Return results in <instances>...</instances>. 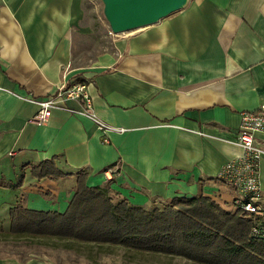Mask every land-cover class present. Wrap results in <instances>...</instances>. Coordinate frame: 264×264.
I'll list each match as a JSON object with an SVG mask.
<instances>
[{
  "label": "crops",
  "instance_id": "obj_1",
  "mask_svg": "<svg viewBox=\"0 0 264 264\" xmlns=\"http://www.w3.org/2000/svg\"><path fill=\"white\" fill-rule=\"evenodd\" d=\"M87 11L85 0H0V183L9 185L0 220L11 223L17 203L64 211L82 171L137 206L202 194L235 209L237 193L218 175L244 153L242 113L264 103V0H188L112 35V49L83 65L75 51ZM75 78L118 129L102 131L81 100L60 97L45 123L31 121L39 99ZM256 137L264 147V131ZM47 160L69 175L36 176L33 165ZM258 174L264 206V153Z\"/></svg>",
  "mask_w": 264,
  "mask_h": 264
},
{
  "label": "trees",
  "instance_id": "obj_2",
  "mask_svg": "<svg viewBox=\"0 0 264 264\" xmlns=\"http://www.w3.org/2000/svg\"><path fill=\"white\" fill-rule=\"evenodd\" d=\"M32 171L48 178L69 175L54 160L33 165ZM78 175L64 211L17 203L10 208L8 232L123 246L133 252L178 256L193 264H264V234L253 232L256 226L264 229L259 217L239 208L227 210L202 194L176 196L162 205L137 206L89 185L85 172Z\"/></svg>",
  "mask_w": 264,
  "mask_h": 264
},
{
  "label": "rangeland",
  "instance_id": "obj_3",
  "mask_svg": "<svg viewBox=\"0 0 264 264\" xmlns=\"http://www.w3.org/2000/svg\"><path fill=\"white\" fill-rule=\"evenodd\" d=\"M86 18L80 27L86 30L77 47L76 62L89 65L101 52L112 49L113 37L107 31L102 0H85ZM6 200L0 195V217L8 212ZM6 217V219H4ZM0 223L8 225L7 216ZM130 251L123 246L89 244L55 237L16 236L0 228V264H193L185 258L165 254Z\"/></svg>",
  "mask_w": 264,
  "mask_h": 264
},
{
  "label": "built area",
  "instance_id": "obj_4",
  "mask_svg": "<svg viewBox=\"0 0 264 264\" xmlns=\"http://www.w3.org/2000/svg\"><path fill=\"white\" fill-rule=\"evenodd\" d=\"M122 33L116 34L110 30L112 35ZM59 97L81 100L85 106V114L90 116L102 131L118 129L96 115L88 84L76 78L60 85L55 94L39 99V109L32 116L31 121L38 124L45 123L51 116L53 108L57 106L56 99ZM258 131H264V103L255 110L242 113L237 143L243 147L244 153L225 162L218 175L221 180L228 182L235 189L237 193L235 207L254 217L264 216V206L261 202L262 188L258 174L259 159L264 153V147L257 140ZM253 232L264 234V229L256 226Z\"/></svg>",
  "mask_w": 264,
  "mask_h": 264
},
{
  "label": "water",
  "instance_id": "obj_5",
  "mask_svg": "<svg viewBox=\"0 0 264 264\" xmlns=\"http://www.w3.org/2000/svg\"><path fill=\"white\" fill-rule=\"evenodd\" d=\"M104 15L113 33L153 24L181 10L188 0H102Z\"/></svg>",
  "mask_w": 264,
  "mask_h": 264
}]
</instances>
